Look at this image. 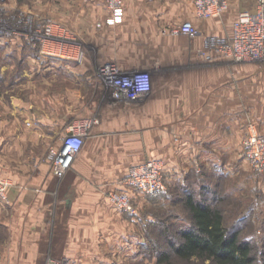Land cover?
<instances>
[{
	"label": "crops",
	"instance_id": "0c3cea01",
	"mask_svg": "<svg viewBox=\"0 0 264 264\" xmlns=\"http://www.w3.org/2000/svg\"><path fill=\"white\" fill-rule=\"evenodd\" d=\"M220 18L199 19L193 0H123L118 52L129 59L123 67L148 74L149 91L138 104L103 108L62 178L46 163L36 174L0 178L10 182L0 199V264H44L48 254L79 264L91 257L85 251L95 258L117 236L137 232L105 197L131 165L160 159L167 175L196 161L219 166L222 155L236 153L243 108L264 126V69L212 54L205 64L193 61L205 37L222 36ZM184 22L205 37L170 33ZM46 117L29 114V131L50 137Z\"/></svg>",
	"mask_w": 264,
	"mask_h": 264
},
{
	"label": "rangeland",
	"instance_id": "374dc122",
	"mask_svg": "<svg viewBox=\"0 0 264 264\" xmlns=\"http://www.w3.org/2000/svg\"><path fill=\"white\" fill-rule=\"evenodd\" d=\"M254 2L228 0V9L220 18L221 37H205L201 27L194 26L197 36L205 38L204 45L193 54V61L200 65L213 59L211 54L221 57L216 47L218 42L229 41L231 21ZM109 12L107 0H0V178L36 174L41 163L52 168L50 150L78 118L97 119L106 106L118 109L119 105H125L109 101L97 78L98 69L106 63L131 71L122 66L129 59L120 58L118 52L122 45L119 25L108 27L104 22ZM48 22L57 23L74 37L83 54L80 63L52 60L40 54L37 33ZM208 41L216 46L210 47ZM253 65L264 69L263 63ZM39 113L47 116L41 124L50 137L29 131L26 122L29 114ZM240 117L235 154L222 155L219 166H214L212 161L204 165L196 161L180 174L167 175L164 165L166 191L158 198L141 196L136 201L135 218L119 211L137 227V232L132 236H117L108 249L93 251L95 258H91L92 251H85L91 257L79 264H157L158 253L166 247L162 228L169 229L176 238L177 228L188 224L184 205L188 195L223 209L230 230L261 252L264 171L253 169L245 143L250 128L264 139V126L248 108L240 111ZM52 127H56V135L54 130L49 131ZM48 256L51 259L47 258L44 264L58 260ZM58 261L67 264L66 260ZM173 264L184 263L173 260Z\"/></svg>",
	"mask_w": 264,
	"mask_h": 264
},
{
	"label": "built area",
	"instance_id": "2783aa9c",
	"mask_svg": "<svg viewBox=\"0 0 264 264\" xmlns=\"http://www.w3.org/2000/svg\"><path fill=\"white\" fill-rule=\"evenodd\" d=\"M109 15L106 23L115 25L122 21L121 0H107ZM199 19L222 16L228 9V0H193ZM172 34L195 36L196 28L190 22H184L170 29ZM40 54L44 58L57 61L80 63L83 57L80 46L55 22L43 25L38 33ZM219 43V45H218ZM217 50L223 57L236 63L264 64V0H255L249 9L240 10L233 23V33L229 41H219ZM97 78L112 103L138 104L149 91L148 74L137 70L121 71L112 63H106L98 69ZM97 119L75 121L67 129L58 149L50 150L53 174L62 178L71 167L80 151L83 137L88 128ZM246 155L253 169L264 171V139L254 128L249 129L245 143ZM10 185L7 179L0 180V199L6 198V189ZM166 191L164 164L159 159H149L131 165L118 186L106 190L107 200L121 213L135 218L136 201L141 196L151 199L160 197ZM47 264H61L58 260H48Z\"/></svg>",
	"mask_w": 264,
	"mask_h": 264
},
{
	"label": "trees",
	"instance_id": "16d2710c",
	"mask_svg": "<svg viewBox=\"0 0 264 264\" xmlns=\"http://www.w3.org/2000/svg\"><path fill=\"white\" fill-rule=\"evenodd\" d=\"M188 224L176 230L174 238L169 229L162 228L166 247L160 249L157 264H264V248L258 252L249 242L230 230L223 209L203 198H185Z\"/></svg>",
	"mask_w": 264,
	"mask_h": 264
}]
</instances>
